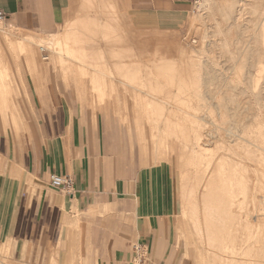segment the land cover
<instances>
[{"label":"crops","instance_id":"1","mask_svg":"<svg viewBox=\"0 0 264 264\" xmlns=\"http://www.w3.org/2000/svg\"><path fill=\"white\" fill-rule=\"evenodd\" d=\"M132 4L135 8V2ZM0 12L2 22L7 24L0 27V78L23 79L10 44L13 39L19 50L21 38L28 39L23 45L29 51L30 45L38 47V41L45 39L59 50L67 26L74 22V28L83 25L77 19H90L86 25L91 30L90 22L93 25L95 18L107 23V27L119 21L120 29L127 27L140 39L135 27L141 26L142 13L133 12L132 23L136 25L132 28L124 21L120 0H0ZM143 14L146 19L157 20L156 10ZM159 15L165 20L177 17L172 7ZM106 26L101 31L115 38L116 31L110 27L106 30ZM34 50L32 65L33 55L38 59ZM8 51L15 58V77L11 63L5 69ZM35 64L36 73L51 65L56 67L54 58L48 65H40L38 60ZM84 97L94 96L85 93ZM34 105L36 121L30 120L16 140L0 138V236L33 242L39 231L48 237L50 228L58 235L61 226H66L65 252L76 254L81 264H184L176 246L175 216L181 202L176 195L172 165L127 166L99 130L98 121L93 122L94 129L88 120L74 115L72 105L54 86L48 85L43 97L35 95ZM19 108L18 97L5 99L0 93V116L8 115L17 124ZM107 108L100 107L98 113H112ZM262 112L264 117V108ZM92 115L97 116V110ZM228 120L222 127L214 123L219 117L213 118L211 131H216L218 141L214 149L200 144L204 155L212 153L215 179L221 174L219 164L252 162L248 158L252 144L246 140L250 137V123L235 126L230 115ZM261 141L260 151L264 154V140ZM52 173L68 175L72 179L71 191L55 189L49 182ZM108 206L113 210L110 216L98 214ZM125 214L131 219V233L127 236L120 229ZM7 241L11 247L12 241Z\"/></svg>","mask_w":264,"mask_h":264},{"label":"bare ground","instance_id":"2","mask_svg":"<svg viewBox=\"0 0 264 264\" xmlns=\"http://www.w3.org/2000/svg\"><path fill=\"white\" fill-rule=\"evenodd\" d=\"M195 6L198 14L195 15L196 19L206 25V29L195 27L200 32L199 43H208L219 48L217 56H224L227 61L232 62L236 76L251 74L250 69L244 71L247 66L259 67L257 73L259 72V77L263 75L264 0H198ZM228 12L233 13L231 16L235 14V19L231 17L232 21L228 20L231 18L224 15ZM77 20V23L83 25L74 28V22L67 26L68 29L62 35L65 46L60 45L59 50L54 49L52 44L47 45L48 47L41 46L50 50L47 62L38 57L39 48L35 45L34 52L39 64H51L54 58L56 74H61L63 78L75 79L77 88L81 86L84 91L88 89L94 92L101 103L105 97L110 98L113 114L116 113L121 122L124 120L125 124L131 127L129 118L132 115L138 128L143 129L144 125H149L150 127H147L152 129L151 138L157 142L159 149L158 153L155 148L153 152L159 154V158L169 162V155L172 158L178 155V168L183 172L180 178V193L184 200L182 213L190 225L191 236H195V246L199 254L195 253L199 255L198 259L202 258L203 264H264V188L261 187L264 186V173L256 174L257 169L252 166L254 163L257 168H264V154L260 151L261 140H264V99L259 102L251 98L252 92L249 93L247 87L254 84L249 82L251 85H244L243 93L236 86L238 81L242 82L244 78H234L235 81L238 80L237 84L234 82L236 86L231 80L200 78L203 74L211 73L206 69L211 63L203 62L200 54L194 53L193 49L188 53L181 46L178 56L180 58L176 59L178 54L175 51L178 48L159 40L152 53L145 47L144 42L136 40V37L128 32L127 27L120 29L119 21H115L116 26L107 27V23L95 18L93 25L90 22L91 30L86 25L90 19L85 18V22ZM2 21L3 19L0 20ZM105 26L106 30L110 27L109 30L116 31L115 38L109 36L108 32L101 31ZM234 28L242 33L253 32V35H246L242 41L236 40ZM27 41L26 38L19 39V46L25 63L30 64L33 51L30 50V53L26 45H23ZM241 43L253 46L254 50L248 56L240 53L238 60H235L233 44ZM146 49L151 54L146 53ZM6 54L8 59L5 69L8 70L9 59L12 58L15 64V58L10 51ZM183 56H188L189 59L186 57L185 60ZM201 68H204V71H201ZM16 72L18 73L17 69ZM74 72H78V78H74ZM20 80L22 78H0V93H3L5 99L13 96H9L7 92H12L14 84ZM255 85L259 86L260 83ZM255 85L254 90L257 88ZM259 91L258 93L261 92ZM185 92L190 94L188 97L200 100L201 107L211 106L213 118L217 115V122L221 125L224 123H220L223 121L222 117L229 113L224 108L228 107L234 98V125L250 123V137L246 139L252 144V154L248 155L252 162L249 165L238 162L219 164L218 170L220 169L221 174L215 179L212 153L207 152L204 155L200 145L205 140L203 124L208 121L193 112H185L191 119L182 116V94ZM214 98L216 101L210 104L209 100ZM220 99L225 100L222 105ZM187 104L190 103L187 101ZM191 108L194 109L193 106ZM169 144L168 151L166 149ZM156 154L154 155L157 156ZM155 156L153 159H157ZM0 264H3V261L0 260Z\"/></svg>","mask_w":264,"mask_h":264},{"label":"rangeland","instance_id":"3","mask_svg":"<svg viewBox=\"0 0 264 264\" xmlns=\"http://www.w3.org/2000/svg\"><path fill=\"white\" fill-rule=\"evenodd\" d=\"M197 1L198 0H120V4L125 11L124 21L126 22L127 25H130L132 28H134L135 27L134 25H136V24L133 25L132 23L133 12H136L139 10L142 13L141 14V17H142L141 26L135 27L137 28L135 29V31L140 36L139 40L141 42H144L145 47H147L149 51L153 53L154 46L158 44L157 42L159 40L166 41L168 42V44L173 45L174 48H178L175 51L176 54H178L176 59L180 58L178 56H179V49L181 46L188 53H191V50L193 49L194 53L200 54V59L203 62L211 63L210 67L206 68L210 70L211 73H208V74L202 73L203 75H201L200 78H219V80L221 79L222 81L231 80L233 81L232 83L235 82L236 84L238 80L235 81L234 78H244L242 82L238 81L237 86L234 83L235 86L239 87L243 93H244L243 91L244 85L247 86V85H251V83L252 85L253 84L255 85L256 83L258 84L260 83L261 85V86L259 85L260 87L255 85L257 87L255 88V90L253 89L254 85L252 87H247L249 89L252 88L254 90L253 92L252 89H251L252 91L248 89V92L249 91L252 92L251 98L257 101L259 100L260 102V100L264 99V95L262 94L264 93L263 92L264 91L263 90L264 89V86H263L264 85L263 84L264 74L259 77V74H258L259 72L257 73V69H259V67L247 66V68L244 71L250 69L252 72L251 74L244 73L240 77L236 76L232 62L227 61L224 56L221 58L217 56L218 52L220 51L219 48H216V46L212 44H208V43L200 44L199 43L200 42L199 40L200 32L195 27H199V28L201 27V28L206 29L205 27L206 25L203 24L201 21H199V19H196L195 15H198L196 14L197 7L195 6L197 4ZM133 2H135L134 4L135 8H133V4H132ZM136 6L137 7L139 6V8H136ZM169 7H172V10L177 14V17L175 19H166V20L161 19V17H159L160 16L159 14L164 12V9L169 8ZM154 10H156L158 14L157 20L146 19V15H144L143 13L144 12L151 13V12H154ZM230 14L232 15L233 13L228 12L227 14H224V15L230 18L235 17V14L233 16H231ZM227 17H224V19H226ZM232 18L231 19L227 18V19L232 21ZM149 24H154V25H152L153 27H149L150 26ZM6 25L7 24L5 22L0 23V27H5ZM233 33H234V39L240 40V41L245 39L246 35L248 36L253 35V32L242 33V31L237 30L236 28H234ZM134 37L136 36L134 35ZM135 39L138 40L137 38ZM10 44L15 52L17 63L20 66V69L23 74V79L20 80L18 83L14 84L15 88L12 92L10 93L7 92V93L9 94V96L13 95L12 97L14 100L16 97L19 98L20 120H18V123L16 124L12 122L11 118L8 115L0 116V138L1 139L5 138V139H11V140L15 139L16 140L19 134L23 131L24 126L29 124L30 120L36 121V118L38 116L36 114L37 110L34 105V97L35 95L43 97L45 93V89L49 85V86L56 87L62 93L66 102L72 105L71 107H72V111L74 115L78 116L83 121L88 120L90 124H92L94 129H96L94 123L98 121L97 124L99 126V130H102V134H104L106 139L109 141L110 145L112 146L113 151L119 156L120 159L125 161L127 166L128 165L131 167H144L148 165L159 166V165H163L166 163V161H163L164 159L162 160L161 158H159L158 156L159 154L158 155L156 154V152L159 149L157 148L158 146L156 145L157 142H155V140L151 138L152 129L148 128L150 127L149 125H147L148 127L144 125L143 129L138 128L137 126H135L136 123L133 120L134 118L132 115L131 117L129 115L130 117L129 123H132L131 127L129 125H126L124 120H123L124 122L123 121L121 122V119L118 117L116 113L112 114L114 113V111L110 104V100H109L110 98L105 97L103 99V102L101 103V101H99V99L95 96L94 92H91L88 89L84 91L81 86H78L77 88L78 84L77 82L75 83V79L68 78V79H71V81H69L67 78H63L61 74H58V73L55 74V71H56L55 65L54 66L51 65L50 67H48V69L44 71H40V72L38 71V73H36L35 62L38 59L33 55V59H34L33 65L25 64L23 58L20 57L21 54H20L18 45L16 43V40L13 39ZM51 44L52 43L47 39L38 41L37 43L38 46H45V47H48ZM60 44L62 47L65 46V43L63 42L62 37L60 39ZM32 47L33 46L30 45L31 51L33 48L34 49L36 48V46H34L33 48ZM52 47L54 48L53 45ZM232 50H234L233 53L236 56L235 60H238L237 58L239 57L240 53L242 54L245 53L246 56H248L250 55V53H252L251 51L254 50V47L244 45L242 43L233 44ZM149 51L147 50L146 53H148ZM49 52L48 51L41 52L38 49V53H39L38 57L42 59V61L47 62L46 60H48L49 58ZM148 54H151V53H148ZM187 55L189 56V54ZM188 56H183V58L187 60L189 59ZM248 59L249 58H247L246 61H248ZM9 60L12 65V63H14L13 59L10 58ZM215 62L216 63L219 62V64H215ZM76 65L77 64H75V66ZM16 67H17L16 65L15 66L12 65V71H13L12 76L14 77L16 76V73H15ZM201 69H202L201 71H204V68H201ZM74 75L78 76V72H74ZM253 75L254 77H252ZM257 77H259L262 82ZM118 78H122V77L118 76ZM63 79L65 80V83ZM66 79L68 81L67 83H66ZM254 79L256 80L258 79L259 81L257 82ZM65 84H68L69 86L70 85L71 86L68 87ZM20 85H22L21 86L22 88L20 87ZM259 89L262 93L259 91ZM258 91L261 94L258 93ZM248 92L246 93L248 94ZM85 93H87V95L89 96L92 94L94 97L85 98L84 97ZM106 93H109V92H106ZM26 94L28 97L26 96ZM189 95L190 94H187V92L182 94V99H183L182 116L186 119L188 118L191 119L192 117L186 114L185 112H193L195 113L196 116H200L204 118V121H208V122H205L202 127L203 129L202 132L204 134L203 137L205 139L202 141V143L205 144L204 146L206 148L214 149L217 146L218 141H217L216 131L214 130L211 131V129L213 128L212 123H209L213 121V116H212V113L210 112V109L212 110V108L211 106H209L208 108H206L207 106L204 108L201 107L200 100L196 101V99H192L191 97H188ZM233 99L234 98L231 99L232 102L229 103L228 107L224 108L229 113L226 116L222 117L223 121L221 120L222 122L220 123L230 122L228 120L229 114H231L230 116L232 118V111H234L233 110L234 108ZM187 101L190 104H187ZM215 101H216L215 98L209 100L210 104L211 102L214 103ZM224 101L225 100L220 99L221 105L222 103H224ZM129 106H130V103H129ZM191 106H193L194 109H192ZM100 107H108L105 110H111L112 113H110L109 111L106 115H101L98 113V110H100ZM91 110L92 111L97 110V116L92 115ZM214 123H218V122H214ZM224 123L222 124V127L224 126ZM146 127H147V130H146ZM206 133H208L209 135ZM169 134H170V131H169ZM138 144L140 145L141 151L143 152L144 156L142 154L140 155ZM143 144H145V146ZM153 144L155 146H153ZM154 148L156 152H153ZM166 150L168 151L170 150V144H169V148L167 146ZM154 154H156L157 156H155ZM154 156L158 160L153 159ZM177 156L172 158V156L169 155V158H170L169 164L172 165L174 175L177 181L176 195L179 198L180 202L182 201L180 203L181 208L179 212L177 213V215L175 216L176 246H177V250L180 252V260L183 261L184 264H203L201 262L202 258L201 257H199L201 259L197 258V256H199L197 254L199 253L197 251V247L195 246L196 245V241L194 240L195 236L194 235L191 236L192 232L190 229V225L185 220L186 218L183 216V213H182L183 212L182 210L184 208V200L181 197V193H180L181 191V187H180L181 179L180 178H181L182 171L180 168H178L179 165L176 160ZM155 160L158 161V163ZM0 162H2L1 157H0ZM252 166L257 169L256 174H259L260 172L264 173L263 167L261 169L259 167L257 168V166L254 163H252ZM254 175H255V171H254ZM261 187L264 188V186H261ZM55 189H58V188H55ZM112 211L113 210L108 206L107 210H105L102 213H98V214H100L101 216L107 217L112 214ZM122 223H123V226H121L120 229L123 235L127 236L128 234L131 233V226H130L131 219L128 216V214H125L122 220ZM53 233L54 232L52 228H50L49 230L48 237L46 235H42V231L40 234V231H39V234L35 236V239L33 242L32 241L27 242L25 240L24 241L16 240V239L5 238L3 236H0V260L3 261V264H9V263L10 264H81V259L78 257H75L76 254H74L73 252H65L64 244L66 242L65 241L66 240V226L65 227L61 226L60 233L58 235H56V232L55 234ZM7 240L12 241L11 247ZM192 241H195V242H192Z\"/></svg>","mask_w":264,"mask_h":264},{"label":"built area","instance_id":"4","mask_svg":"<svg viewBox=\"0 0 264 264\" xmlns=\"http://www.w3.org/2000/svg\"><path fill=\"white\" fill-rule=\"evenodd\" d=\"M3 17V13L0 12V20L3 19ZM49 182L55 188H59L66 192L71 191L72 179L68 175L52 173L50 174Z\"/></svg>","mask_w":264,"mask_h":264}]
</instances>
